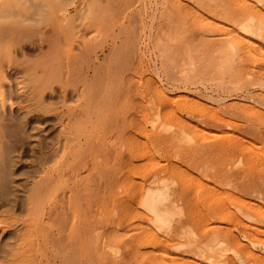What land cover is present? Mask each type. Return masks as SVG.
I'll return each mask as SVG.
<instances>
[{"label": "bare ground", "instance_id": "6f19581e", "mask_svg": "<svg viewBox=\"0 0 264 264\" xmlns=\"http://www.w3.org/2000/svg\"><path fill=\"white\" fill-rule=\"evenodd\" d=\"M20 1L22 2V0H13L12 2L8 1V6L11 3V6H14V8L21 10L23 8L24 4H22ZM42 1H44V0H42ZM26 2H27V0H26ZM47 2L48 1H44V3H46L45 6L47 7V8H45V10L48 9L50 11V9L52 10V7H51L52 5L48 4ZM172 2L173 1L170 0L168 2V4H171ZM183 2L186 3L185 6L187 4H195V7L200 8L201 10H204V12L205 11L208 12L207 14H210V15L212 14L214 18H216V17L217 18L221 17V19L226 18L228 20V23L230 24V26L228 28H225V26L222 23L224 28L221 27V29H220V27H218L219 24L215 25V22H213L214 26H210L208 24V28H207V25H204L206 23H203L202 28L204 26L206 28V30H205V29H202L200 25L198 26L200 28L195 26L196 24L190 25L188 23L189 24L188 25L187 19L189 17L188 16L189 14L187 12H189V11L184 10L185 9L184 4H183V6H180V8L183 7L184 9L182 11L179 10L181 13L178 11V14L176 12V8H177L176 5L177 4H174V3H176V1L174 3H172L173 5L171 4L172 6H168V4H167V8H166L167 11L165 12V14L163 16V19L165 20V23H163L164 27L162 26L163 29L161 30V33L158 32L159 35L161 34L160 35V36H162L161 38H163V39L158 38V41H159L158 44H160V43L165 44L164 49H163L164 46L161 47L164 51L163 56L166 58L165 60L169 64H171V63L174 64L175 57L173 59L171 56L177 57L178 54L175 55L176 53H179V55L184 54V60H185V57H186L185 54L188 53V55L186 54L187 55L186 59H188L187 63L184 62V70H182L183 71L182 73L184 75L183 78H185V79H190V80L192 78L195 79L197 77L196 74H198L197 72L201 69L202 70L204 69V71L208 70L211 73H213L212 71H214V69H215V73L217 71L221 74V76L223 75V76L229 77V78H227V80L230 79V81L229 82L227 81L228 83H226V84H228L226 87H228L229 89H242V88H246V87H249V89H250V87L251 88L252 87H255V88L256 87H260V88L264 87V0H183ZM177 3L179 4L180 2L177 1ZM51 4H53V6H54V4H56V2L52 1ZM57 4L60 5V6H58L59 7L58 9H57ZM57 4L55 5V7H56L55 10H57L59 12L58 13L56 11L60 16V22L63 23L62 25H65V27H66V28L62 27V29L63 28L69 29L70 26H72V25H70V23L72 22V19H75L76 17L71 18L73 15L68 17L67 13L65 12V9H67V8L65 7V9H64V6H66V5L62 6L63 7L62 8L61 7V4H62L61 1H60V4L58 2H57ZM180 4H182V3H180ZM174 5L176 6L175 9H173L175 7ZM42 6H43V4L41 5V8H44ZM14 8L12 7L13 12L15 10ZM38 8H39V6H38ZM3 10H4V6H3ZM9 10H10V8H9ZM30 10H31V8H30ZM67 10H69V9H67ZM4 11H6V10H4ZM28 11H29V7L27 8V12ZM49 11H46V13ZM51 12L52 11H50V13ZM14 13H17V12H14ZM19 13L21 14L20 16H22L23 12L22 13H21V11L18 12V16H19ZM50 13H48V14L50 15ZM76 13H77V11H76ZM86 13H87V11H86ZM48 14H46V15H48ZM41 15H43V14H41ZM52 15H55V14H52ZM57 15L55 17H57ZM82 15H83V13H82ZM1 16H3V15L1 14L0 17ZM15 16H17V14ZM24 16H25V14H23L22 17H24ZM25 17H27V16H25ZM45 17H47V16H45ZM50 17H51V15H50ZM55 17L53 16V18H55ZM4 18L5 17H3V19ZM27 18H30V17H27ZM47 18H49V16ZM57 19H58V17H57ZM226 19H225V21H227ZM4 20H6V19H4ZM55 20H56V18L54 19V21ZM222 20H224V19H222ZM9 21H8L9 24H11L12 21L11 20H9ZM34 21H35V19H34ZM192 21H193V19H192ZM13 23L15 24V22H13ZM20 23H22V22L20 21ZM211 23H212V21H211ZM57 24H59V23L57 22ZM211 25H213V24H211ZM220 25H221V23H220ZM73 26H75V25H73ZM53 27H55L54 24H53ZM110 27H111V25H110ZM105 28H106V26H105ZM55 29L58 30L57 28H55ZM55 29H53V31H52L54 34L57 33V32H54V31H56ZM60 30H61V28H60ZM27 31H28V29L25 31V30H22L20 28H14L13 26L3 27L0 25V155L3 157V155H4L3 147H5L4 144L7 143L8 139H10L11 136L13 137L14 133H16L15 130L16 131H19V130L25 131L28 128L30 129V127L31 128L33 126L35 127V125H42L43 126L44 124H46L48 122H54V124L56 125V126L53 125L54 128H52V129H54V130L57 126H59V127H57V133L54 131L56 133L57 137L53 136L54 139H52V141L50 140L51 141L50 143H48L47 141H44V142L48 143V144L46 143L47 145L44 144L45 146L41 144L43 147H45L44 149L41 150V148H39L41 150L40 154L42 153L41 156H43V158H42V161H38L40 159L39 157H38V160L36 159L37 162H39L41 165H40V167L37 166V168H39V170H37V168H36L35 172L32 171L34 173V174L32 173L34 176L33 175H31V176H33L36 181H34L32 183L31 189L29 190L28 193H26L27 196L24 197L23 199H21L20 203L19 202L18 203L17 202H10V203L6 202L5 203L1 200L4 203V204L0 205L1 211L2 210H5V211L6 210H13V211H15L18 209L21 211H23V210L27 211V217H26L27 219H25V221H22L21 225L19 224L21 226V228H20L21 230H19V229L17 231H10L9 230L7 232V236L9 238V240L10 239L12 240L14 237V238H16L15 243H17V244L20 243L19 244L20 245L19 246L20 252H18V250H17L16 254L20 253L21 256L17 257V255H15L11 251V249L13 250V248L16 249L15 246H17V244L16 245H12V244L7 245L6 244L5 246L2 245L3 247H2V249H0V255H2L5 259H7V263L8 264H96L95 260H97L98 264H176L179 261L180 262H182V261L188 262V261H186L187 259L182 257V254L184 253V255L189 254V255H192L193 257L194 256L198 257V259L200 258V260H199L200 262H198L197 264H236V263H234L235 261L233 262V260H228V258H226L227 259L226 260L225 257H227V255L225 253H227V251H229V252L233 251L234 255L238 256L241 253L240 250H242V248L244 250V247H246V246H244V247L241 246L239 244L240 242H237L235 240V238L230 235L232 233H230V234L228 232L225 233L226 230L229 231V229H225V232H224V230H223L224 228L223 229L220 228L221 225L219 226V228H217L216 226H215L216 228L213 227L214 229L213 230L211 229L212 234L207 233V231L202 230V228L199 226L200 225L199 222L201 219L199 220V222L197 221L198 218L196 219V216H195V215H197L196 214L197 212H195L193 214V211L190 208L191 206L189 207V204L186 202L187 201L185 199L186 195H185V193L183 194L184 191L186 192V187H185V190H184V187L182 188L183 179H182V181L178 180L181 178V174L179 175L180 177L175 176V174H173V172L172 173L169 172L170 171L169 169H168L169 171H167V169L164 170L163 168H161V166H160L161 163H159L160 161L157 162V155H160V154H158L159 151L160 152L162 151V153L164 152V154H165V152L168 153L169 150L166 148L168 147L170 149L169 145H171V143H172L171 146L173 148L172 150L174 152L175 157L177 155L181 156V157H176V158H179V159L185 158V160L190 159L193 161L192 164L194 162H196L195 163L196 166L197 167L200 166L201 169L203 168L202 170L206 175H210V174L214 175L212 178L213 180H214V177H216V176H217V178L223 179L220 181H224V179H228V181H229V179L231 178L234 182L236 181L235 184H237L239 186V189H241L240 191H242V192L245 191L246 193H249L251 195H255L256 197L258 196L259 197V198L257 197L258 199L255 197V199H257L258 201L261 198L263 200L264 199V178L263 179L262 178L253 179V178H255V177H253V178L249 179V177H248V180L244 181V176H240V177L238 176L236 178L234 175L233 176H227V173L225 176L226 178H222V176L224 177V174L222 173V171L218 170L219 167H215V165L216 166L220 165L219 162H221V161L215 160L218 163V165L216 162L213 161V159H216V158H214V153H213L215 149L216 150L219 149L222 152H224V150L229 151L228 146L233 145L232 148L239 151L240 149H238V148L240 147L242 150L246 151V152L243 151L246 154L248 152V150H250V147L255 146L256 143H253L254 141L250 140L251 136H248V137L246 136V135H250V132H251V130L246 129L247 125L246 124H238V123L232 124L233 121H230V120L227 121L226 119H220L219 116L216 117V118H218V119H216L215 118L216 115L213 117H210V118H206L205 121H202V119H204L205 117H208V115L210 116V114H211V116H212L213 114L208 112L207 109H209V107H207L204 103L196 101L195 107H197V109H192L193 111L195 110V112L192 113L193 111L191 109L190 110L188 109L189 111H192L191 114H193V115L191 117L188 114L189 112L186 110L187 114L190 118H193V116L197 112L196 110H199V107L201 106L202 111L204 113H202V111L201 112L199 111L198 113H200V114H196V115H197L198 119L202 118L201 119L202 123L204 122V124H205L206 121L208 123L209 120H207V119H210L211 122L213 121V122H216V123L222 125L221 128H225L223 126L230 127V126L234 125L233 127L235 129L232 132L233 134L225 132L224 136L219 137V136L215 135V137H217L219 139H217V138L215 140L211 139L212 145L210 144L211 146L209 148L208 146L205 147L206 145H203L205 143H204V141H202V139H207L206 138L207 134L205 133L204 130H200L198 127H192L191 123H189V121L187 122L186 120L182 121V119H181V121H179L177 123V126H176V123L174 124L171 121L172 119L169 121L167 118H164L163 119L164 123H162V124H164L162 131L165 133H169L170 136H167V138L169 137V139L172 141V142L170 141L171 143L168 142L169 145L165 147V145H167V144L165 142L161 143L162 141H164L163 139H161L164 136L162 135L161 132L159 133L157 131V127H159L158 125L161 124L159 122L162 121V118H161V121L159 120L160 112H158L156 114L157 118H156L155 122H157L159 124L156 123L157 127L156 126H155L156 128L154 127L156 129V131H154L153 133L147 134V136H146L147 141H146V143L142 144V146H143L142 155L143 154L144 155L140 156L141 153H140V155L138 154L140 147L139 148L136 147V150L131 147V149L133 150L131 153V157H132L131 160H134V162H138V160L140 161L139 157H141V164H139L140 162L138 164H135L133 162H131V163L126 162L128 164V166L126 164V166H127L126 168L127 169L131 168V172L128 174L127 177L124 178L123 181H125V182L130 181V182L128 185L123 187L124 189L121 187L122 183H120V181H119L120 186L115 185V187L119 186V188L121 187L122 190H125V196H126L127 200L125 199L126 201L124 202V200H123L124 203H121L122 201L119 202L120 199L118 200L114 197L115 199H112V200H114V202L112 201V205L110 202V206H108L109 203L104 204V203H106V200H104L103 203H102V200L100 202V203H102L101 206L103 205L104 208H105V205H107L106 212H107V210L109 211L110 209H112L111 206H113V203L114 204L116 203L117 205L120 203L119 204L120 206L117 208V210H114V212L115 211L117 212V215L114 213L117 217L116 216L114 217V219L116 218L115 219L116 221H115V223H112L113 226H110L111 224L109 225V223H107V222H109L107 219V222H106L107 225L106 224L105 225L106 226L109 225L108 226L109 228L108 229L105 228L107 230L106 232H103V231H105V229L103 231L100 229L101 231L100 230L99 231L103 232L102 235H99L100 233H98L99 231H97V233L99 235V236L97 235L98 236L97 239L98 238L99 239L94 241V239H96V237L92 238V236L94 234L93 235L91 234V228H90L92 226L91 225L92 224V216L94 213V208L92 206L93 205L95 206L96 201H98V200L100 201V199L104 198V195L108 194L107 189H111V186L114 187V184L118 183L117 181L119 180V177H120L118 175H121L126 170L122 169V167L120 168V165L117 167V165H118L117 162H114L116 167L112 166L110 163V160L103 162V164H98L97 166H94L97 163L93 164V163H95L94 162L95 159L91 163V160L93 159V157L96 156L95 155V153H97L96 151H98V152L101 150L103 151L104 148L106 150V146L105 147L103 146L104 148L101 146L102 149L99 150L100 147L98 146V144L93 146V144L91 143V142H93V140L91 138V133H92L91 131L94 129V127L92 129V126H94V125H92L91 120L93 119L92 115L94 116L93 113H95V112L92 111L93 112L92 113L90 110V108H92L91 106H93V105H91L92 100L89 97L90 96L89 94L91 93L89 91H91V90H89V89H92V87H94V84H92L93 82L91 83L89 81V83L92 84L91 85L92 87L89 88L90 85H88V78H89L88 75H89L90 69L88 68V60L87 59H88V57L90 58V56H89V52L86 51L87 48L89 49L88 46L91 42L87 46L86 40L83 39L86 37V35L82 34L84 37L83 36L81 37V35H80L81 40L83 39V41H81L79 38V40H80L79 47L80 48L78 49V51L80 53H75V49L77 52V48H78L77 44L79 43V40L77 42V39L74 37V35H71V32L69 33L71 36V37L69 36V38H71L70 42H72L71 40L74 37V39H76V40L73 39V41H76L77 43H74V42H72V43H74V46H76L77 48L74 46L71 48L70 42H69V44L67 43L68 45H66L65 41L67 42V40L69 39L68 38L69 34L67 35L65 33L64 37H63V35L58 36L56 34L59 38L62 37L63 43H62L61 39H60L61 42H59L58 40L55 41L56 40V39H54L55 37H53V39H54L53 41H55V43H53V41L51 40L52 37L47 36L45 33H42V34L40 33V35H39L40 41H38L37 39L35 40V37L33 39L34 35H32V33H34V32L31 33L30 30H29L30 32H27ZM217 31L219 32V39L223 36V38H221L220 40L215 39L217 36V33H218ZM133 32H131V33H133ZM213 32H217V33H214L215 34L214 35V34H212ZM158 33H157V35H158ZM76 35L78 37V34H76ZM197 35H198V37L201 36L199 38L200 44L198 42H196ZM211 35H213V36H211ZM63 38L65 39V41ZM98 38H100V37H98ZM86 39H90V38L87 37ZM102 39L104 40V38H102ZM96 41H98V39ZM158 41L156 40V42H158ZM218 41H221V43H222L221 44L219 42L221 44V48L220 49H217V48L214 49L213 46L216 47ZM44 42L45 43L47 42V44H49L51 52H54V54H51L50 56L48 55V57H46V58L44 57L43 60L35 62L36 64L33 62L34 63L33 64L31 62V60L29 61L28 58L29 57L31 58V56L34 54H37V52H40V51L43 52ZM57 42H58V44H56ZM201 42H203V43H201ZM215 43H216V45H214ZM63 44H65L67 47L66 46L63 47L64 46ZM164 44H162V45H164ZM95 45H96V43H95ZM198 45H199V49H197ZM195 50H196V52H195ZM202 50L204 51L203 53L208 55L207 58L210 56L209 54H212V53H209L211 50L213 53H216V54H213L212 56H210L211 58L209 57L211 59V61H214V59L218 60L217 61L218 63L216 62L215 67L209 61L211 63V65H209V67H207V64H206V66H201V68L199 67V69L197 70L199 65L198 66L196 65L197 67L195 66V60H196V57L200 55L199 53H201ZM85 51L88 53L87 54L88 57H86ZM203 53H201V54H203ZM133 56H134V54H133ZM207 58H205V60ZM173 60H174V62H173ZM203 60H204V58H203ZM104 61H106V59ZM30 62L32 64H30ZM93 62H95V61H93ZM182 63H183V61H182ZM115 64H117V63L115 62ZM181 65H183V64H181ZM124 66H125V64H124ZM208 68H211V69H208ZM127 69H129V67ZM188 69H191L192 72L188 73L187 72ZM205 74H207V73H205ZM190 76H191V78H189ZM22 78L25 79V81H21ZM193 79H192V81H196ZM225 80H226V78H225ZM75 81H77V82H75ZM178 81H180V80H178ZM71 82L73 84H70ZM45 83H46V85H45ZM75 83L78 85H75ZM97 84H98V82H97ZM189 84H191V83H189ZM55 85H60V86L59 87L57 86L58 88H56ZM70 85H73V87H71ZM68 86H70V89L74 88L73 90H71L70 93H68L69 92L68 90H70L67 88ZM224 87H225V85H224ZM228 88L226 90H228ZM58 89L60 90V92L62 94V97H59V98H57L55 95V94L59 93ZM258 90H260V89H258ZM153 94H155V95H153L154 97H156L158 100H160V103L162 104V105L160 104L161 105L160 107H162V108H163V105L164 106L169 105L173 101H175V102L183 101V102H185L183 104H186V103L188 104L191 101L189 99V97H183V96H180V98L176 99L175 97L171 96L170 94H167L166 92H164L162 90H159L158 88L155 90V92ZM95 97H96V95L94 96V98ZM99 98L100 97H98V100H99ZM69 99L70 100L76 99V101H75L77 103V104L75 103L76 106H74V107L73 106L72 107L67 106ZM96 99H97V97H96ZM14 100L16 101V103H15L16 105H14V103H13ZM109 101H111V100H109ZM112 101L114 102V99H112ZM58 102H60V104H62V106L59 108L53 107L55 104L57 105ZM255 102H257V105L260 104L263 107L262 108L263 111L262 110L260 111V109L255 110L256 108L252 107L251 105H250L251 107L250 106L247 107V106L242 105V104L240 105L239 103H234L233 107H232L233 109L232 108L228 109V111H230V112H228L227 109L224 110L225 108L223 109V112L226 111V113L224 112L223 115L226 114L229 117L230 116L233 117V115L237 114L236 112L239 113V111H241L240 113H243V114L245 113L246 115L245 114L244 115L246 117L248 116V118L251 116L256 121L258 120L257 118H259L260 124L264 125V95L260 94V96H258V99L256 101H254V103ZM127 103H126V105H127ZM95 104H96V102H95ZM99 104H101V103H99ZM112 104L114 105L115 103H112ZM96 105L98 106V104H96ZM101 106L102 105H100V107ZM93 107H95V106H93ZM113 107H115V106H113ZM128 107H129V105H128ZM160 107H158V108L161 109ZM195 107H193V108H195ZM107 108L108 107H105L106 110H108ZM110 108H112V107H110ZM117 108H119V107H117ZM185 109H186V107H185ZM210 109H211V107H210ZM212 109L214 110L215 108L212 107ZM212 109L210 110V112L212 111ZM236 109H237V111H236ZM125 110H126V108H125ZM127 110H128V108H127ZM216 110L217 109H215V111ZM96 111H97V108H96ZM102 111L104 112L103 109L101 110V112ZM215 111L213 112L214 114H215ZM221 111H222V109H221ZM101 112H99V114ZM110 112H113V110H111ZM120 112H118L120 116L123 115L124 113H126V115H128L127 111L124 113H122L123 112L122 111L121 112L122 114ZM171 112H169V113H171ZM251 112H254V114L253 113L251 114ZM106 113L107 112L105 111L104 114H106ZM128 113H130V111ZM205 113H207V114H205ZM230 113H232L233 115L232 114L228 115ZM240 113L237 116L240 117V115H241ZM96 115H98V114H96ZM96 115L94 116V118H96ZM100 115H102V113ZM119 115H115V117L112 121L114 123V125L116 122H118L119 119H121L122 116L119 117ZM173 115H174V113H173ZM245 116H243V118H245ZM105 117H103V118H105ZM107 117H109V115ZM166 117H167V113H166ZM232 117H230V119ZM251 117L249 118V120L252 119ZM243 118L241 120H244ZM232 119L237 120L235 118H232ZM246 119H245V121H247ZM110 120L108 123H106L107 121L105 122V125L107 124V127H108V124H109V126H113V123L111 125ZM241 120H239V121H241ZM177 121H178V119H177ZM119 122H121V120H119ZM119 122L116 123L117 125H115V126H119V124H120V128L118 127L120 130L121 129V123H119ZM122 122L124 123L125 121H122ZM209 124H210L209 126H211V127L213 126V125H211L210 122H209ZM115 126L113 128H115ZM103 127H104V125L101 128L103 129ZM250 127H252V126H250ZM250 127H248V128L250 129ZM113 128H111V130H109V131H112ZM118 128H116L117 130L115 129L116 131L113 129L112 133H114V134H115V132L118 133ZM107 129L108 128H105L102 131H106ZM94 130H96V129H94ZM208 132H210V131H208ZM106 133H107V131H106ZM106 133L104 132V134H106ZM111 134H110V136H111ZM103 135L102 136L100 135V136L103 137ZM49 136H51V135H49ZM94 136L96 137V134ZM118 136H117V138H118ZM210 136H214V134H212ZM95 137H93V138H95ZM106 137H104V138H106ZM119 137L121 138V136H119ZM49 138H51V137H49ZM49 138H47V139H49ZM102 140L103 139L100 138L99 141L101 142ZM105 140H103V141L105 142ZM113 141H114V139H113ZM113 141L110 143V145L112 143H114ZM96 142L98 143L97 140L95 141V143ZM173 142H174V144H173ZM149 143H150V145H149ZM226 143H227V146L225 147L224 145H226ZM12 144H14V143H12ZM101 144H103V143H101ZM103 145H105V143ZM108 145H109V143H108ZM199 145H203L206 148V149H204L205 151L207 150V148H209L211 150L210 151L211 153H207L209 151V149L207 152L202 151L203 147L202 148L200 147V150L202 152L198 151V148H196V147H199ZM112 146H114V145H112ZM137 146H140V144H138ZM97 147H99V149ZM137 149H138V151H137ZM6 150L7 149L5 148V151ZM12 150H14V149H12ZM172 150H170V151L172 152ZM18 152H19L18 157H21V154L24 152V150L20 149V150H18ZM110 152H111V150H110ZM199 152H200V154H198ZM103 153H106V152L103 151L102 154ZM202 153L203 154L206 153V155H203V156H205V158L201 157ZM226 153H227V151H226ZM210 154L213 157H211ZM91 155L93 156L92 158L90 157ZM240 155H239V158H240ZM106 156H105V158H106ZM102 157L104 158V156H102ZM230 157L232 158V156H230ZM242 158H244V156ZM242 158H241V160H242ZM109 159H110V156H109ZM219 159H222V158H219ZM259 159H261V157ZM49 160H53L52 162L55 163V165L51 166V167H47L46 164H48L49 162L52 163ZM115 160H117V159H115ZM249 160L252 161V159H249ZM222 161L224 163V161H226V160H222ZM128 162H129V160H128ZM184 162L185 161H183V163ZM214 163H215V165H214ZM234 163H236V161ZM120 164H125V163L120 162ZM151 164H152V166H151ZM237 164H238V162H237ZM37 165H39V164L37 163ZM44 165H46V166H44ZM174 166H175V164H174ZM248 167H250V166H248ZM123 168H125L124 165H123ZM164 168H165V166H164ZM167 168H168V166H167ZM224 169L226 170V166ZM232 169H231V171H230V168L228 169L230 171L229 175H232L231 174V173H233ZM243 172H245V171H243ZM161 173H162V175L164 174V176H161ZM184 173H186V172H184ZM241 173H242V171H241ZM149 174H152V175H149ZM220 174H223V175L220 176ZM239 175H241V174H239ZM233 177H235V178L233 179ZM241 177H243V178H241ZM146 178H148V179H146ZM189 178H191V177H189ZM238 178H241V179H238ZM245 178H247V176ZM231 179H230V181H231ZM215 180H216V178H215ZM239 180H240V182H238ZM123 181H121V182H123ZM185 181H186V179H185ZM226 181L223 184H225ZM197 182H199V181H197ZM229 183L232 184L233 182L231 181ZM124 184H126V183H123V185ZM221 185H222V183L220 184V186ZM226 185H228V184H225V186ZM225 186L223 185L222 188H224ZM113 187H112V189H114ZM232 189H234V187ZM239 189H237V190H239ZM208 190H209V188L207 189V191ZM237 190L235 189L234 191L236 192ZM111 191H114V190H111ZM119 191H121V189ZM121 192H123V191H121ZM245 194H242V195H245ZM110 195L106 196V199ZM248 195H247V197H249ZM198 196L199 195H197V197ZM239 197L237 196V200ZM241 197L239 199H242ZM203 198H205V197H203ZM249 198H252V196ZM235 199H236V197H235ZM117 200H118V202H117ZM193 200H194V198H193ZM262 200H261V202H262ZM231 201L233 202V200H231ZM240 201H242V200H240ZM248 201H250V200H248ZM227 202H229V201H227ZM238 202H237V204H238ZM253 202H254V200H253ZM192 203H195V202H192ZM241 203H242L241 207H240V203L237 205V206H239L237 210H239L238 212H240L242 214L241 216L246 218L245 219L246 221L248 220L249 222L259 223V224L263 223L261 225L264 226V222H263L264 220L261 217V216H263V218H264V215H263L264 213L262 212V211H264L263 210L264 207L262 206L263 207L262 208L261 205H259L261 203L255 204L256 202L252 203V202H247V201H244ZM262 203H264V201ZM204 204H206L205 201H204ZM211 205L212 204H210V206ZM233 205H235V204L233 203ZM192 206L195 207L196 205H192ZM201 206H202V204H201ZM91 207L93 208L92 214H91V209H92ZM108 207H111V208L109 209ZM194 207H192V209ZM222 207H224V206H222ZM197 208L201 209L199 206ZM99 209H102V208H99ZM118 209H119V212H118ZM194 209H196V208H194ZM217 209H219V208H217ZM209 210L211 212V209H209ZM213 210H215V212L217 211L216 208ZM220 210H222V209H220ZM106 212L104 210V213H106ZM213 212L214 211L211 212V215ZM215 212L213 213L214 216H220V218H222L221 217V216H223L222 214L225 213L224 212L221 214V212L218 210V213L220 212L221 215L218 214L217 212H216V214H218V215H215ZM222 212H223V210H222ZM104 213H102V215ZM98 214H99V212H98ZM114 214L111 216H114ZM107 215H108V212H107ZM212 216H211V218H212ZM259 216L261 218H259ZM197 217L200 218V216H197ZM230 217H232V216H230ZM96 218H95V220H96ZM217 218H219V217H217ZM99 219H101V217ZM114 219L112 218L110 220L114 221ZM234 220H233V222H234ZM236 220H237V218H236ZM222 221H223V223H226V222H224V220H222ZM207 222H209V221H206V223ZM242 222H244V221H242ZM93 224H94V222H93ZM247 224L241 223L240 225H243L244 227L246 225L245 229H247V226H248ZM251 226H254V225H251ZM251 226H249L248 229L253 228ZM257 229H259V227ZM263 230H264V228H263ZM263 230H262V232H264ZM0 231L6 232L7 230H2V228L0 226ZM247 231L249 234V230H247ZM94 232H95V230H94ZM252 232H253V229H252ZM254 235H255V233H254ZM263 235H264V233H263ZM255 236L253 238H255ZM257 238H260V237H257ZM262 241H263V239H262ZM15 243H13V244H15ZM256 243H257V240H256ZM258 243H260V241ZM10 246L11 247L13 246V248H10ZM107 249H108V251L109 250L111 251L110 255H107L108 254ZM171 249H172V252L174 250L175 252L177 251L178 253H181V256L176 255V254L175 255L173 254L174 256H172V252L170 251ZM248 250L246 252L250 251V250L249 251ZM250 252L248 254L247 253L245 254V252L244 253L242 252L243 253V254L241 253L242 256H241V254L239 256L245 257L246 255H248V256H246L247 261L244 258L245 259L244 261H246L248 263V261H249L248 258H250V260H251V257H249V255L250 256L253 255V253H251L252 254L251 255ZM98 253H99V255H98ZM229 254H231V253H229ZM253 258H255L254 255H253L252 259ZM19 259H20L21 263L17 262ZM237 259L241 260L239 262H241V263L243 262V260L240 259V257L239 258L237 257ZM263 260H261V262ZM196 262L193 261V263H196ZM193 263H191V264H193ZM243 263H245V262H243ZM178 264H180V263H178ZM187 264H189V263H187Z\"/></svg>", "mask_w": 264, "mask_h": 264}, {"label": "rangeland", "instance_id": "374dc122", "mask_svg": "<svg viewBox=\"0 0 264 264\" xmlns=\"http://www.w3.org/2000/svg\"><path fill=\"white\" fill-rule=\"evenodd\" d=\"M8 1H10V2H12L13 0H0V10L2 11H0V15L2 14L3 16H1L0 17V25L1 26H3V27H11V26H13L14 28H20V29H22V30H27L28 29V31L27 32H30L31 31V33L32 32H34V33H32V35H34L33 36V39H34V37H35V40L37 39L38 41H40L39 39V35H40V33L42 34V33H45L47 36H49V37H52L51 38V40L53 41L54 39H56L55 41H59V42H61L62 41V43H63V40H62V37H58V36H61V35H63V37H64V35H65V33L68 35L70 32H71V35H74V37L77 39V42H78V40H79V38H80V40H81V37L85 34L86 35V37L85 38H83V39H85L86 40V44H87V46H88V44H89V49L87 48L86 49V51L87 52H89V56H90V58L87 56V52L85 53V55H86V57H88V68L90 69V72H89V75H88V85H90V87L89 88H91L92 86V84H94V87H92V89H89V90H91V91H89V92H91L89 95V97H90V99L92 100V103H91V105H93V106H95L96 108H97V111H96V108L95 107H93V106H91L92 108H90V110H91V112L93 111V112H95V113H93L94 114V116L96 115V114H98V115H96V118H94V116L92 115V125H94V126H92V129H93V127H94V129H96V130H92L91 132V138H92V140H93V142H91L92 144H93V146H95V145H97L98 144V146L100 147V149H99V147H97L99 150H101L102 148H101V146L103 147H105L106 146V150H105V148L103 149V151L104 152H108L107 154L106 153H103L102 154V150L101 151H96L97 153H95V155L96 156H90L91 158L93 157V159L91 160V163H92V161L94 160V162L95 163H93V164H96V165H94V166H97L98 164H103V162H105V161H109L110 160V163H111V165L112 166H114V167H116L115 166V164H114V162H117L118 163V165H117V167L120 165V168L122 167V169H125L126 171H124L121 175H118V176H120L119 177V180L117 181L118 183H115L114 184V187L113 186H111V189H107V193L108 194H106V195H104V198H102V199H100V201L98 200V201H96V204H95V206L93 205L92 207L94 208V213H93V208L91 209V214L93 213V216H92V226L94 227H90L91 228V234L93 235L92 236V238H95L96 237V239H94V241H96V240H98L97 239V237L99 236V235H102L103 234V232H106L107 230L106 229H108L109 227V225L110 226H113V224L112 223H115V219H114V217L117 215V212L115 211L114 212V210H117V208L120 206L119 204L117 205L116 203V205L113 203V206H111L112 207V209H110L111 207H108L110 210V212L107 210V212H108V215H107V212H106V207H107V205H105V208L103 207V205L101 206V204L104 202V200H106V203H104V204H107V203H109V205L108 206H110V202H111V205H112V201L114 202V200H112V199H120L119 200V202H121V203H124L127 199H126V196H125V190H122V188L124 187V186H126V185H128L129 184V182L130 181H127V182H125V181H123L124 180V178L125 177H127L128 176V174L131 172V168H129V169H127L126 167L128 166V164L127 163H131V162H133V163H135V164H138L139 162V164H141V157H139L138 155V157L140 158V161L138 160V162H134V160H131L132 159V157H131V153H132V149H131V147L133 148V149H135L136 150V147L137 148H139L140 147V150L138 151V149H137V151H138V154L140 155V153H141V155L140 156H143L142 155V148H143V146H142V144H144V143H146V136H147V134H149V133H153L154 131H156V127H157V124H159V123H161L160 125H158L159 127H157V131L160 133H162V135L164 136L163 138H161V139H163L164 141H160L161 143H166L167 145H165V147L166 146H168L169 145V143L168 142H170L171 140L169 139V137L167 138V136H170V134L169 133H165V132H163L162 131V128H163V126H164V124H162V123H164L163 121V119L164 118H167L169 121L171 120L174 124L176 123V126H177V123L179 122V121H181V119H182V121L184 120H186L187 122L189 121V123H191V125H192V127H198L200 130H204L205 131V133L207 134V136H206V138L207 139H202V141H204V143L205 144H203V145H206L205 147H209L210 148V146L212 145L211 144V141L212 140H215L217 137H215V135L216 136H224L225 134V132L226 133H231V134H233L232 132L234 131V125L233 126H230V127H227V126H223V127H225V128H221V126L222 125H220V124H218V123H216V122H211V120L210 119H207V120H209L208 121V123H207V121H206V123L204 124V122L202 123L201 122V119L202 118H200V119H198L197 118V115L196 114H200V113H198L199 111L201 112L202 111V108H201V106L199 107V110H196L197 112H196V116L194 115L193 116V118H190L193 114H191V112L193 111L192 109H197V107H195L196 106V104H195V102L197 101V102H201V103H204L207 107H209V109H210V107H211V109H212V107L213 108H215V109H217L216 111H215V109L213 110L212 109V111L210 112V110L209 109H207L208 110V112L209 113H212L213 115L211 116V114H210V116L208 115V117H205L204 119H202V121H205V119L206 118H210V117H213V116H215V118L216 117H220V119H226L227 121H233L232 122V124H236V123H238V124H246L247 125V130H251V132H250V135H246L247 137L248 136H251V141H254L253 143H256L255 144V146L254 147H250V150H248V152L245 154L244 152H246V151H244V150H242L240 147L238 148V149H240L239 151L238 150H236V149H234V148H232L233 147V145L231 146H228L229 148V151L228 150H224V152H222V151H220L219 149H215L214 150V158H216V159H213V161L214 162H216V161H221V162H219L220 163V165H218V163H217V165L218 166H216L215 165V163H214V165H215V167H219V169L218 170H220V171H222V173L224 174V177L222 176L223 174H220V176H222V178H226L225 176H226V173H227V176H235L236 178L239 176H244V181H247L248 180V177H249V179L250 178H253V177H255V178H253V179H257V178H264V125H261L260 124V122H259V118H257L258 120L256 121L253 117H251L252 119L251 120H249V118H248V116L246 117L243 113H240L241 111H239V113L241 114L240 115V117L239 116H237L239 113L238 112H236L237 114H235V115H233L232 113H230V114H228V115H233V117L232 116H230V117H232V118H235V119H237V120H234V119H230V117L229 116H227L226 114H224L223 115V113L225 112L226 113V111H224L223 112V109L224 110H226L227 109V111H228V109L229 108H232L233 107V104L234 103H239L240 105L242 104V105H245V106H252V107H255L256 109L255 110H258V109H260V111L262 110L263 111V107L260 105V104H258L257 105V102H255L254 103V101H256L257 99H258V96H260V94L261 95H264V87H250V89H249V87H246V88H242V89H229L228 87H226L228 84H226V83H228L229 81H230V79L229 80H227V78H229L228 76H221V74L219 73V72H217L216 71V73H215V69H214V71H212L213 73H211V72H209L208 70H206V71H204V69L202 70H199L197 73L198 74H196V76L198 77H196L195 79H193V80H196V81H192V79L190 80V79H185V78H183V71L182 70H184V62H186L187 63V60L188 59H186V57H187V55H188V53H186L185 54V60H184V54H180L179 55V53H176L175 55H177V57L176 56H171L173 59H174V57H175V62H174V60H173V62H174V64L173 63H171V64H169L165 59V57L163 56V49L165 48V44L164 43H160V44H158L159 43V41H158V38H161L162 36H160L159 35V33H161V30L163 29L162 28V26L164 27V24L163 23H165V20L163 19V16H164V14H165V12L167 11V4H168V2L170 1V0H44V1H48L47 3L48 4H50V5H52L51 7H52V10L50 9V11H52L51 13L52 14H55V15H52L51 13H50V11L48 10V9H46L45 10V8H47L45 5H46V3H44V1H42V0H27V2H26V0H22V4H24L23 5V8L20 10V9H17V8H14V6H11V3L9 4V6H8ZM40 1V2H39ZM56 2V4H57V2L60 4V1L62 2V4H61V7L62 6H64V5H66V6H64V9H65V7L67 8V9H69V10H67V9H65V12L67 13V15H68V17L69 16H72L71 18H75V19H72V24L70 23V25H72V26H70V28L69 29H64V28H66L65 27V25H62L63 23H61L60 22V16H59V12L57 11V10H55L56 9V7H55V5L56 4H54V6H53V4H51V2ZM171 1H173L172 3H174L175 1H176V3H174V4H177L176 6H177V8H176V6L173 8V9H175L176 8V12H177V14H178V11L180 10V11H182L184 8V10H187V11H189V12H187L189 15V17H188V19H187V24L189 23L190 25H195V26H201V28H202V25H203V23H206V24H204V25H207V28H208V24L210 25V26H214V23L213 22H215V25L216 24H219L220 25V23H221V25H222V23H223V25L225 26V28H228L229 26H230V24L228 23V20L226 19V18H222V19H224V20H222L221 19V17H216V18H214L213 17V15L211 14H207L208 12H204V10H201L200 8H197V7H195V4H187L186 6H185V2H183V0H171ZM177 1L178 2H180V3H182V4H178L177 3ZM7 2V3H6ZM65 4H64V3ZM124 2V3H123ZM121 3V4H120ZM126 3V4H125ZM171 3V4H172ZM27 4V5H26ZM40 4V5H39ZM43 4V6L42 7H44V8H41V5ZM47 4V5H48ZM123 4V5H122ZM171 4H168V6H172ZM183 4H184V8L182 7V8H180V6H183ZM37 7H36V6ZM81 5V6H80ZM120 5V6H119ZM179 5V6H178ZM3 6H4V10H8L7 12L6 11H4L3 10ZM29 7V11L27 12V8ZM38 6H39V8H38ZM58 6H60V5H58L57 4V9L59 8ZM69 6V7H68ZM165 6V7H164ZM12 7L16 10H14V12H17V13H14L13 12V9H12ZM55 7V8H54ZM179 7V8H178ZM9 8H10V10H9ZM30 8H31V10H30ZM63 8V7H62ZM82 10H81V9ZM115 8V9H114ZM187 8V9H186ZM26 9V10H25ZM77 9V10H76ZM84 9V10H83ZM81 10V11H80ZM21 11V13L23 12V14H25V16H27V17H30V18H27V17H22L23 16V14H22V16H20L21 14L19 13V16H18V12H20ZM46 11H49V12H47L46 13ZM58 13H57V12ZM76 11H77V13H76ZM79 11V12H78ZM85 11V12H84ZM86 11H87V13H86ZM179 11V12H180ZM33 12V13H32ZM45 12V13H44ZM106 12V13H105ZM108 12V13H107ZM9 13V14H8ZM38 13V14H37ZM48 13H50V15H51V17H50V15L48 14ZM79 13V14H78ZM82 13H83V15H82ZM163 13V14H162ZM181 13V12H180ZM196 13V14H195ZM6 14V15H5ZM12 14V15H11ZM17 14V16H15ZM33 16H32V15ZM41 14H43V15H41ZM46 14H48V15H46ZM58 14V15H57ZM9 15V16H8ZM57 15V17H58V19H57V17H55ZM80 15V16H79ZM82 15V16H81ZM107 15V16H106ZM11 16V17H10ZM13 16V17H12ZM37 16V17H36ZM45 16H49V18H47V17H45ZM53 16L56 18V20L54 21V19L55 18H53ZM88 16V17H87ZM117 16V17H116ZM3 17H5L4 19H6V20H4L3 19ZM10 17V18H9ZM35 17V18H34ZM89 18V19H88ZM97 18V19H96ZM221 20H220V19ZM24 19V20H23ZM33 19V20H32ZM34 19H35V21H34ZM48 19V20H47ZM53 19V20H52ZM79 19V20H78ZM163 19V20H162ZM192 19H193V21H192ZM200 19V20H199ZM225 19L227 20V21H225ZM9 20H11L12 22H11V24H9ZM78 20V21H77ZM110 20V21H109ZM3 21V22H2ZM9 21V22H8ZM20 21L22 22V23H20ZM74 21V22H73ZM200 21V22H199ZM211 21H212V23H211ZM8 22V23H7ZM13 22H15V24L13 23ZM57 22L59 23V24H57ZM92 22V23H91ZM107 22V23H106ZM110 22V23H109ZM20 25H19V24ZM61 23V24H60ZM109 23V24H108ZM227 23V24H226ZM22 24V25H21ZM53 24H54V26L55 27H53ZM57 26H56V25ZM188 24V25H189ZM211 24H213V25H211ZM73 25H75V26H73ZM110 25H111V27H110ZM187 25V26H188ZM218 25V27H220V29H221V27H223L224 28V26L222 25H220L219 26ZM26 26V27H25ZM61 26V27H60ZM105 26H106V28H105ZM109 26V27H108ZM194 26V27H195ZM227 26V27H226ZM61 28V30H60V28ZM62 27H64L63 29L65 30H63L62 29ZM55 28H57L58 30H56ZM108 28V29H107ZM198 28H200V27H198ZM53 29H55L56 31H54V32H57L56 34L58 35H56V34H54L52 31H53ZM75 29V30H74ZM202 29H205L206 30V28L203 26V28ZM30 30V31H29ZM67 30V31H66ZM71 30V31H70ZM105 30V31H104ZM171 30V29H170ZM134 31V32H133ZM138 31V32H137ZM220 31V30H219ZM131 32H133V33H131ZM159 32V33H158ZM218 32V31H217ZM217 32H213L212 34H214V33H217ZM5 33V32H4ZM37 33V34H36ZM39 33V34H38ZM73 33V34H72ZM108 33V34H107ZM157 33H158V35H157ZM7 34V33H6ZM76 34H78V37H77V35ZM83 34V35H82ZM121 34V35H120ZM134 36H133V35ZM194 34V33H193ZM38 35V36H37ZM52 35V36H51ZM80 35H81V37H80ZM103 35V36H102ZM196 35V34H195ZM194 35V36H195ZM215 35V34H214ZM59 38H57V37ZM69 36H70V34L68 35V38H69ZM160 36V37H159ZM211 36H213V35H211ZM41 37V36H40ZM53 37H55L54 39H53ZM71 37V36H70ZM73 37V36H72ZM74 37L72 38V42H74V43H77L76 41H73V39H74ZM84 37V36H83ZM87 37H89L90 39H86ZM98 37H100V38H98ZM130 37V38H129ZM141 37V38H140ZM201 37V36H200ZM200 37H198V35H197V38H196V42H198L199 43V41H200ZM102 38H104V40L102 39ZM203 38V37H202ZM221 38H223V36L221 37ZM220 38V39H221ZM60 39H61V41H60ZM64 39V38H63ZM70 39L71 38H69L68 40H67V42L65 41V39H64V41H65V43H66V45H68L69 44V42H70ZM76 39H74V40H76ZM83 39L81 40V41H83ZM98 39V41H96ZM129 39V40H128ZM161 39H163V38H161ZM215 39H219V32L217 33V36H216V38ZM219 39V40H220ZM42 40V39H41ZM80 40H79V43L77 44V47L76 46H74V43H72V42H70L71 43V48L74 46V47H76L77 48V52H76V49H75V53H80L79 51H78V49L80 48L79 47V44H80ZM88 40V41H87ZM91 40V41H90ZM156 40L158 41V42H156ZM55 41H53V43H55ZM103 41V42H102ZM88 42V43H87ZM195 42V43H196ZM221 41H218V43H217V45H216V43L214 44V45H216V47L215 46H213V48L214 49H220L221 48ZM51 43V42H50ZM52 43V44H53ZM68 43V44H67ZM93 43V44H92ZM95 43H96V45H95ZM116 43V44H115ZM127 43V44H126ZM133 43V44H132ZM197 43V44H198ZM201 43H203V42H201ZM47 42L45 43L44 42V50H43V52L42 51H40V52H37V54H34V55H32L31 56V58L29 57L28 59H29V61L31 60V62L33 63H35V62H37V61H40V60H43L44 59V57L46 58V57H48V55L50 56L51 54H54V52H51V49H50V46H49V44H47ZM56 44H58V42L56 43ZM73 44V45H72ZM124 44V45H123ZM162 44H164V45H162ZM200 44V43H199ZM64 46L63 47H65L66 45L65 44H63ZM76 45V44H75ZM94 45V46H93ZM164 46V47H163ZM67 47V46H66ZM91 47V48H90ZM94 47V48H93ZM123 47V48H122ZM130 47V48H129ZM161 47H163V49L161 48ZM203 47V46H202ZM201 48V47H200ZM74 49V48H73ZM197 49H199V45H198V47H197ZM134 50V51H133ZM136 50V51H135ZM46 51V52H45ZM92 51V52H91ZM96 51V52H95ZM140 51V52H139ZM56 52V51H55ZM135 52V53H134ZM195 52H196V50H195ZM204 51L202 50V52L201 53H203ZM216 52V51H215ZM92 53V54H91ZM113 53V54H112ZM162 53V54H161ZM201 53H199L200 55V57L199 56H197L196 57V60H195V66L197 65H199L198 66V68H197V70L199 69V67L201 68V66H206V64H207V67H209V65H211V63L213 64V66L215 67L216 66V62L218 61V60H216V59H214V61H211V57L210 56H212L213 54H216V53H213L212 52V50L209 52V53H212V54H209L210 56V58L208 57L207 58V56L208 55H206L205 53H203V54H201ZM133 54H134V56H133ZM46 55V56H45ZM162 56V57H161ZM202 56V57H201ZM43 57V58H42ZM120 57V58H119ZM97 58V59H96ZM161 58V59H160ZM183 60H182V59ZM200 58V59H199ZM202 58V59H201ZM203 58H204V60H203ZM205 58H207L206 60H205ZM36 59V60H35ZM106 59V61H104ZM177 59V60H176ZM34 60V61H33ZM91 62H90V61ZM111 60V61H110ZM163 60V61H162ZM180 60V61H179ZM202 60V61H201ZM93 61H95V62H93ZM113 61V62H112ZM182 61H183V63H182ZM211 63H210V62ZM30 62V64H32ZM109 62V63H108ZM115 62L117 63V64H115ZM167 62V63H166ZM202 62V63H201ZM33 63V64H34ZM90 63V64H89ZM105 63V64H104ZM133 63V64H132ZM185 63V64H186ZM201 63V64H200ZM204 63V64H203ZM218 63V62H217ZM36 64V63H35ZM124 64H125V66H124ZM181 64H183V65H181ZM203 64V65H202ZM101 65V66H100ZM111 65V66H110ZM127 65V66H126ZM129 65V66H128ZM174 65V66H173ZM90 66V67H89ZM100 66V67H99ZM124 66V67H123ZM196 66V67H197ZM212 66V67H213ZM99 67V68H98ZM129 67V69H127ZM206 67V68H207ZM103 68V69H102ZM203 68V67H202ZM205 68V67H204ZM98 69V70H97ZM194 69V68H193ZM208 69H211V68H208ZM179 71V72H178ZM170 72V73H169ZM177 72V73H176ZM188 73H190V72H192L191 71V69H188V71H187ZM205 73H207V74H205ZM211 73V74H210ZM176 74V75H175ZM209 74V75H208ZM171 75V76H170ZM175 75V76H174ZM205 75V76H204ZM208 75V76H207ZM218 77H217V76ZM97 76V77H96ZM180 78H179V77ZM175 77V78H174ZM100 78V79H99ZM189 78H191V76L189 77ZM225 78H226V80H225ZM90 79V80H89ZM97 79V80H96ZM151 79V80H150ZM184 79V80H183ZM178 80H180V81H178ZM21 81H25V79H23L22 78V80ZM89 81L92 83H89ZM149 81V82H148ZM226 81V82H225ZM228 81V82H227ZM75 82H77V81H75ZM97 82H98V84H97ZM124 82V83H123ZM121 83V84H120ZM189 83H191V84H189ZM70 84H73L72 82L70 83ZM225 85V87H224V85ZM230 84V83H229ZM45 85H46V83H45ZM75 85H78V84H76L75 83ZM81 85V84H80ZM220 85V86H219ZM56 86V88H58L60 85H55ZM58 86V87H57ZM71 87H73V85H70ZM70 86H68L67 88L68 89H70ZM148 86V87H147ZM152 86V87H151ZM96 88V89H95ZM102 88V89H101ZM149 88V89H148ZM159 89V90H162V91H164V92H166L167 94H170L171 96H173V97H175L176 99L177 98H180V96H183V97H189V99L191 100H189L190 101V103H186V104H183V103H185V102H183V101H177V102H175V101H173L172 103H170L169 105H163V108L162 107H160L162 104L160 103V100H158L156 97H154L153 95H155V94H153L154 92H155V90L156 89ZM228 88V90H226ZM74 88H71L70 90H68L69 92L68 93H70L71 92V90H73ZM258 89H260V90H258ZM148 90V91H147ZM230 90V91H229ZM248 90V91H247ZM94 91V92H93ZM102 91V92H101ZM112 91V92H111ZM117 91V92H116ZM58 92L60 93H57V94H55L56 95V97L57 98H59V97H62V94H61V92H60V90L58 89ZM99 92V93H98ZM101 92V93H100ZM192 92V93H191ZM241 92V93H240ZM94 93V94H93ZM98 93V94H97ZM117 93V94H116ZM150 94V95H149ZM152 94V95H151ZM259 94V95H258ZM96 95V97H97V99H96V97L94 98V96ZM258 95V96H257ZM109 96V97H108ZM117 96V97H116ZM179 96V97H178ZM98 97H100L99 98V100H98ZM108 97V98H107ZM253 97V98H252ZM110 98V99H109ZM116 98V99H115ZM112 99H114V102L112 101ZM90 100V101H91ZM107 100V101H106ZM109 100H111V101H109ZM155 100V101H154ZM179 100V99H178ZM253 100V101H252ZM70 101V102H69ZM69 101H68V104H67V106H70V107H74V106H76L75 105V101H76V99L74 100V99H69ZM73 101V102H72ZM154 101V102H153ZM194 101V102H193ZM95 102H96V104H98V106L95 104ZM98 102V103H97ZM128 102V103H127ZM182 102V103H181ZM193 104H192V103ZM13 103H14V105H16L15 103H16V101L14 100L13 101ZM99 103H101V104H99ZM112 103H115L114 105L112 104ZM126 103H127V105H126ZM77 104V103H76ZM148 104V105H147ZM161 104V105H160ZM183 104V105H182ZM100 105H102L101 107H100ZM120 105V106H119ZM128 105H129V107H128ZM62 106V104H60V102H58V104L56 105H54L53 107H57V108H59V107H61ZM113 106H115V107H113ZM131 106V107H130ZM250 106V107H251ZM105 107H108L107 109L108 110H106L105 109ZM110 107H112V108H110ZM117 107H119V108H117ZM122 107V108H121ZM126 108V110H125V108ZM134 107V108H133ZM151 107V108H150ZM158 107H160L161 109H159ZM182 107V108H181ZM185 107H186V109H185ZM193 107H195V108H193ZM227 107V108H226ZM116 108V109H115ZM127 108H128V110H127ZM201 108V109H200ZM242 108V107H241ZM95 111H94V110ZM104 110V112L106 111L107 113V115L106 114H104V112L102 111L101 112V110ZM116 111H115V110ZM120 109V110H119ZM122 109V110H121ZM191 109L192 111H189V110ZM221 109H222V111H221ZM233 109V108H232ZM111 110H113V112H110ZM159 110V111H158ZM182 110V111H181ZM189 112L188 114L190 115V117L188 116V114H187V111ZM122 112V113H124V112H126L127 111V114L128 115H126V113H124L123 115H119V113L118 112ZM130 111V113H128ZM172 111V112H171ZM215 111V114L213 113ZM221 113H220V112ZM236 111H237V109H236ZM99 112H101L102 113V115H100L99 114ZM120 112V113H121ZM158 112H160V117H159V120L161 121V118H162V121L161 122H159V123H157V122H155L156 121V114L158 113ZM169 112H171V113H169ZM186 112V113H185ZM195 112V110L192 112V113H194ZM228 112H230V111H228ZM227 112V113H228ZM121 113V114H122ZM166 113H167V117H166ZM173 113H174V115H173ZM202 113H204L203 111H202ZM208 113V114H209ZM254 114V112H251V114ZM119 115V117H121V119H119V120H121V122H119V120H118V122L119 123H121V131L119 130V128H120V124H119V126H115V125H117L116 123H118V122H116L115 123V125H114V123L112 122L113 121V119H114V117H115V115ZM205 114H207V113H205ZM221 114V115H220ZM109 115V117H107ZM226 115V116H225ZM99 118H98V117ZM106 116V117H105ZM113 118H112V117ZM188 116V117H187ZM207 116V115H206ZM243 116H245V118H243ZM103 117H105V118H103ZM196 117V118H195ZM239 117V118H238ZM108 118V119H107ZM111 120H110V119ZM130 118V119H129ZM228 118V119H227ZM244 119V120H241V119ZM247 118V119H246ZM106 119V120H105ZM123 119V120H122ZM177 119H178V121H177ZM216 119H218V118H216ZM241 120V121H239V120ZM245 119L247 120V121H245ZM109 120L111 121V125H112V123H113V126H109V124H108V127H107V124L105 125V122L106 123H108L109 122ZM158 120V121H159ZM196 120V121H195ZM200 120V121H199ZM253 120V121H252ZM95 123H94V122ZM117 121V120H116ZM122 121H125L124 123L122 122ZM128 121V122H127ZM237 121V122H236ZM249 121V122H248ZM127 122V123H126ZM151 122V123H150ZM209 122L211 123V125H213L212 127L211 126H209L210 124H209ZM235 122V123H234ZM256 122V123H255ZM94 123V124H93ZM123 123V124H122ZM157 123V124H156ZM258 123V124H257ZM53 125H55L54 124V122H48V123H46V124H44L43 126L42 125H35V127L33 126L32 128L30 127V129L28 128V129H26L25 131H22V130H19V131H16L15 130V132L16 133H14V135H13V137L11 138L10 137V139H8V141H7V143L6 144H4L5 145V147H3V149H4V155H3V157L0 155V205H2V204H4L3 202H7V203H10V202H21V199H23L24 197H26L27 196V194L26 193H28L29 192V190L31 189V186H32V183L34 182V181H36L35 180V178L33 177L34 175V173L33 172H35V169L37 168V166L38 167H40V163L39 162H37V160H38V157L41 159H39L38 161H42V158H43V156H41L42 155V153L40 154V151L42 150V149H44L45 147H43L42 145H47L48 143H50L51 141H52V139H54V137L53 136H56V133H57V127H59V126H57L56 128H55V130L54 129H52V128H54V126ZM104 125V127H103V129L101 128L102 126ZM150 125V126H149ZM162 125V126H161ZM260 125V126H259ZM56 126V125H55ZM96 126V127H95ZM115 126V128H113ZM123 126V127H122ZM138 126V127H137ZM156 126V127H155ZM208 126V127H207ZM250 126H252V127H250ZM99 127V128H98ZM119 127V128H118ZM131 127V128H130ZM155 127V128H154ZM161 127V128H160ZM211 127V128H210ZM233 127V128H232ZM248 127H250V129L248 128ZM35 128V129H34ZM98 128V129H97ZM105 128H108L106 131H107V133H106V131H102V130H104ZM111 128H113L114 130L116 129V128H118V133L117 132H115V134L114 133H112V131H113V129H112V131H109V130H111ZM217 128V129H216ZM254 128V129H253ZM262 130H261V129ZM22 129V128H21ZM176 129V128H175ZM260 131H259V130ZM29 130V131H28ZM33 130V131H32ZM103 132H101V131ZM117 130V129H116ZM115 130V131H116ZM257 130V131H256ZM28 131V132H27ZM49 131V132H48ZM56 133H55V132ZM97 133H96V132ZM109 131V132H108ZM208 131H210V132H208ZM259 131V132H258ZM262 131V132H261ZM100 132V133H99ZM104 132L106 133V134H104ZM112 134H111V133ZM138 132V133H137ZM219 132V133H218ZM255 132V133H254ZM53 133V134H52ZM117 133V134H116ZM121 133V134H120ZM130 133V134H129ZM246 133V132H245ZM263 133V134H262ZM96 134V137L94 136ZM99 134V135H98ZM104 134V135H103ZM110 134H111V136H110ZM167 134V135H166ZM212 135V134H214V136H210V135ZM249 134V133H248ZM252 134V135H251ZM254 134V135H253ZM260 136H259V135ZM49 135H51V136H49ZM98 135V136H97ZM103 135V137H101V136ZM107 137H106V136ZM121 136V138L119 137V136ZM124 135V136H123ZM144 135V136H143ZM230 135V134H229ZM256 135V136H255ZM258 135V136H257ZM116 138H115V137ZM117 136H118V138H117ZM49 137H51V138H49ZM57 137V136H56ZM93 137H95V138H93ZM104 137H106V138H104ZM123 137V138H122ZM263 137V138H262ZM47 138H49V139H47ZM100 138H102L103 140H105V142L103 141H99L100 140ZM129 138V139H128ZM135 138V139H134ZM137 138V139H136ZM250 138V137H249ZM95 139V140H94ZM113 139H114V141H113ZM116 139V140H115ZM212 139V140H211ZM217 139H219V138H217ZM49 140V141H48ZM51 140V141H50ZM91 140V141H92ZM98 141V143L96 142L95 143V141ZM110 140V141H109ZM44 141H47V142H44ZM114 142V143H112L111 145H110V143L111 142ZM139 141V142H138ZM201 141V142H202ZM172 142V141H171ZM170 142V143H171ZM12 143H14V144H12ZM17 143V144H16ZM47 143V144H46ZM101 143H105V145H103V144H101ZM108 143H109V145H108ZM123 143V144H122ZM140 144V146H137L138 144ZM209 143V144H208ZM42 144V145H41ZM116 144V145H115ZM118 144V145H117ZM136 144V145H135ZM173 144H174V142H173ZM211 144V145H210ZM16 145V146H15ZM40 145V146H39ZM44 145V146H45ZM112 145H114V146H112ZM149 145H150V143H149ZM171 145H172V143H171ZM171 145H169L170 146V149L167 147L166 149H168L169 150V152L168 153H166L165 152V154H164V152L162 153V151L160 152L159 151V153L158 154H160V155H157V162H159V163H161L160 164V166H161V168H163L164 170H166L167 169V171H169V172H173V174H175V176H179L180 174H181V178L180 179H178V180H181L182 181V179H183V183H182V188L184 187V190H185V187H186V192L184 191L183 192V194L185 193V199L187 200H185L188 204H189V207L191 208V210L193 211V214L195 213V212H197L196 214L197 215H195L196 216V219L198 218V222H199V220H200V227L202 228V230H204V231H207V233H210V234H212L211 232H212V230L214 229V228H219V226H220V228L221 229H223L224 230V232H225V229H229V231L228 230H226V232L225 233H232V234H230L231 236H233L234 238H235V240L237 241V242H240L239 244L241 245V246H246V247H244V250H243V248H242V250H240L241 251V253L243 252H245V254L247 253H249L250 251V254L251 253H253V255H254V257L255 258H253L252 259V257H253V255L252 256H250L249 255V257H251V260H250V258H248V263L246 262L247 261V258H246V256H248V255H246L245 257H241L242 256V254H241V256H237V255H234V252L232 251H227V253H225L226 255H227V257H225V259L226 258H228V260H233V262L234 263H236V264H242L243 262H245L246 264H263L264 263V235H263V233L264 232H262V230H263V228H264V226L263 225H261V224H263V223H252V222H249L248 220L246 221L245 219L246 218H244L243 216H241L242 214L240 213V212H238L239 210H237L238 209V207L239 206H237L239 203H240V207H241V202H244V201H247V202H252V203H255V204H258V203H261V204H259V205H261V207L263 206L264 207V203H262L263 201H264V199L262 200V198L258 201L257 199L259 198L258 196V198L255 196V195H251V194H249V193H246L245 191V193L249 196V197H251L252 196V198H249V197H247V195L244 193V192H242V191H240L241 189H239V186L237 185V184H235V182L231 179V181L233 182L232 184H230L229 182H231L230 181V179H229V181H228V179H224V181H220V180H223V179H221V178H217V176L216 177H214V180L212 179L213 178V176L214 175H212V174H210V175H206L204 172H203V168L201 169V167L199 166V167H197L196 166V162H194L193 164H192V160H190V159H186L185 160V158L183 159H179V158H176V157H181V156H176L175 157V155H174V152H173V148H172V146ZM203 145H199V147H196V148H198V151H201L200 150V147L202 148L203 147V149H202V151H205L204 149H206ZM43 148H42V147ZM113 148H112V147ZM117 146V147H116ZM225 147L227 146V143H226V145H224ZM112 149H111V148ZM5 148L7 149L6 151H5ZM39 148H41V150L39 149ZM117 148V149H116ZM209 148H207V150L205 151V152H207L208 151V149ZM212 148V147H211ZM12 149H14V150H12ZM20 149H23L24 150V152L21 154V157H18V155H19V152H18V150H20ZM115 149V150H114ZM33 150V151H32ZM39 150V151H38ZM110 150H111V152H110ZM130 150V151H129ZM170 150H172V152L170 151ZM9 151V152H8ZM201 151V152H202ZM211 150L209 149V151L207 152V153H211L210 152ZM226 151H227V153H226ZM244 151V152H243ZM8 152V153H7ZM110 152V153H109ZM218 152V153H217ZM236 152V153H235ZM238 152V153H237ZM6 153V154H5ZM113 153V154H112ZM116 153V154H115ZM120 153V154H119ZM122 153V154H121ZM130 153V154H129ZM204 153V152H203ZM202 153V156L201 157H204L205 158V156H203V155H206V153L205 154H203ZM212 153V154H213ZM231 153V154H230ZM258 153V154H257ZM109 154V155H108ZM162 154V155H161ZM198 154H200V152L198 153ZM223 154V155H222ZM230 154V155H229ZM233 154V155H232ZM241 154V155H240ZM250 154V155H249ZM107 155V156H106ZM211 155V154H210ZM229 157H228V156ZM239 155H240V158H239ZM102 156H104V158L102 157ZM105 156H106V158H105ZM109 156H110V159H109ZM209 156V155H208ZM207 156V157H208ZM230 156H232V158L230 157ZM244 156V158H242ZM263 156V157H262ZM113 157V158H112ZM131 157V158H130ZM211 157H213L212 155H211ZM247 157V158H246ZM261 157V159H259ZM21 158V159H20ZM119 158V159H118ZM122 160H121V159ZM218 158V159H217ZM219 158H222V159H219ZM241 158H242V160H241ZM7 159V160H6ZM9 159V160H8ZM37 159V160H36ZM102 159V160H101ZM115 159H117V160H115ZM238 159V160H237ZM241 161H240V160ZM247 159V160H246ZM249 159H252V161H250ZM128 160H129V162H128ZM216 160V161H215ZM222 160H226V161H224V163H223V161ZM249 160V161H248ZM49 161H53V160H49ZM48 161V162H49ZM178 161V162H177ZM183 161H185L184 163H183ZM187 161V162H186ZM236 161V163H234V162ZM120 162H124L125 164H120ZM127 162V163H126ZM226 162V163H225ZM237 162H238V164H237ZM247 162V163H246ZM6 163V164H5ZM37 163L39 164V165H37ZM116 163V164H117ZM172 163V164H171ZM191 163V164H190ZM222 163V164H221ZM126 164H127V166H126ZM174 164H175V166H174ZM248 164V165H247ZM47 165V167H51V166H54L55 165V163H48V164H46ZM46 165H44V166H46ZM123 165L125 166V168H123ZM187 165V166H186ZM191 165V166H190ZM199 165V164H198ZM247 165V166H246ZM151 166H152V164H151ZM150 166V167H151ZM164 166H165V168H164ZM167 166H168V168H167ZM172 166V167H171ZM225 166H226V170L228 171H226L224 168H225ZM248 166H250V167H248ZM178 167V168H177ZM191 167V168H190ZM195 167V168H194ZM197 167V168H196ZM238 167V168H237ZM244 167V168H243ZM13 168V169H12ZM152 168V167H151ZM150 168V169H151ZM175 168V169H174ZM230 168V171H231V169H232V172L233 173H231L232 175H229V169ZM263 168V169H262ZM169 169V170H168ZM237 169V170H236ZM253 169V170H252ZM3 170V171H2ZM37 170H39V168H37ZM36 170V171H37ZM185 170V171H184ZM33 171V172H32ZM182 171V172H181ZM201 171V172H200ZM241 171H242V173H241ZM243 171H245V172H243ZM178 172V173H177ZM184 172H186V173H184ZM239 174H241V175H239ZM33 173V174H32ZM125 173V174H124ZM221 173V172H220ZM256 173V174H255ZM5 174V175H4ZM29 174V175H28ZM186 174V175H185ZM203 174V175H202ZM3 175V176H2ZM31 175H33V176H31ZM149 175H152V174H149ZM183 175V176H182ZM189 175V176H188ZM154 176V175H153ZM161 176H164V174L162 175V173H161ZM193 176V177H192ZM205 176V177H204ZM208 178H207V177ZM247 176V178H245ZM251 176V177H250ZM33 177V178H32ZM180 177V176H179ZM178 177V178H179ZM189 177H191V178H189ZM235 177H233V179L235 178ZM197 178V179H196ZM215 178H216V180H215ZM241 178H243V177H241ZM241 178H238V179H241ZM121 179V180H120ZM146 179H148V178H146ZM185 179H186V181H185ZM194 179V180H193ZM246 179V180H245ZM143 180V179H142ZM218 180V181H217ZM227 180V181H226ZM243 180V179H242ZM6 181V182H5ZM119 181H120V183H122L121 185V187L119 188V186H120V183H119ZM121 181H123V182H121ZM197 181H199V182H197ZM202 181V182H201ZM214 181V182H213ZM220 181V182H219ZM226 181V183L225 184H228V185H226L225 186V184H223L224 182ZM31 182V183H30ZM218 182V183H217ZM238 182H240V180L238 181ZM242 182V181H241ZM123 183H126V184H124L123 185ZM222 183V185L220 186V184ZM235 184V185H234ZM115 185H119V186H117V187H115ZM225 186L224 188H222V186ZM234 185V186H233ZM232 186V187H231ZM237 188H236V187ZM8 187V188H7ZM112 187L114 188V189H112ZM219 187V188H218ZM234 187V189H232ZM209 188V190L207 191V189ZM227 188V189H226ZM116 189V190H115ZM121 189V191H123V192H121V191H119ZM124 189V188H123ZM237 190V189H239V190H237L236 192L234 191V190ZM111 190H114V191H111ZM217 190V191H216ZM224 190V191H223ZM207 191V192H206ZM240 191V192H239ZM111 192V193H110ZM239 192V193H238ZM199 193V194H198ZM213 193V194H212ZM245 194V195H242V194ZM111 194V195H110ZM122 194V195H121ZM124 194V195H123ZM193 194V195H192ZM215 194V195H214ZM234 194V195H233ZM108 195H110L109 197L111 198H109V197H107V199H106V196H108ZM190 195V196H189ZM197 195H199L198 197H197ZM226 195V196H225ZM229 195V196H228ZM121 196V197H120ZM124 196V197H123ZM236 197V199H235V197ZM237 196L239 197H241L242 199H239L238 198V200H237ZM115 197V198H114ZM196 197V198H195ZM202 197V198H201ZM203 197H205V198H203ZM218 197V198H217ZM255 197L257 198V199H255ZM192 198V199H191ZM193 198H194V200H193ZM212 198V199H211ZM216 198V199H215ZM221 198V199H220ZM244 198V199H243ZM109 199V200H108ZM122 199V200H121ZM126 199V200H125ZM196 199V200H195ZM220 199V200H219ZM223 199V200H222ZM250 200V201H248V200ZM252 199V200H251ZM3 202H2V201ZM101 200H102V203H100L101 202ZM118 200H117V202H118ZM123 200H124V202H123ZM206 202V204H204V201ZM214 200V201H213ZM231 200H233V202L231 201ZM240 200H242V201H240ZM244 200V201H243ZM253 200H254V202H253ZM261 200H262V202H261ZM109 201V202H108ZM199 201V202H198ZM227 201H229V202H227ZM231 201V202H230ZM239 201V202H238ZM116 202V201H115ZM192 202H197L196 204L195 203H192ZM219 202V203H218ZM224 202V203H223ZM237 202H238V204H237ZM212 204L211 206H210V204ZM233 203L237 206H235V205H233ZM201 204H202V206H201ZM220 204V205H219ZM223 204V205H222ZM192 205H198L201 209H198L196 206L194 207V206H192ZM215 205V206H214ZM231 205V206H230ZM101 206V207H100ZM222 206H224V207H222ZM1 207V206H0ZM192 207H194V208H196V209H192ZM209 207V208H208ZM212 207V208H211ZM262 207V208H263ZM98 208V209H97ZM99 208H102V209H99ZM216 208V212L218 213V210L221 212V214L222 213H224V214H222L223 216H221L222 218H220V216H214V212H215V210H213V209H215ZM217 208H219V209H217ZM5 209V208H4ZM209 209H211V212L212 211H214L213 213H212V215H211V212H210V210ZM220 209H222L223 210V212H222V210H220ZM236 209V210H235ZM104 210H105V212L106 213H104ZM202 210V211H201ZM229 212H228V211ZM264 210V209H263ZM21 210H15V211H13V210H2L1 211V209H0V226H1V228H2V230H7L6 232H2V231H0V249H2V247L3 246H5L6 244L8 245V244H12V245H16L17 243H15L16 242V238H14L13 237V239L11 240H9V238H8V236H7V232L10 230V231H17L18 229L19 230H21L20 228H21V223H22V221H25V219H27L26 217H27V211L26 210H23V211H21ZM228 213H227V212ZM234 211V212H233ZM98 212H99V214L101 215H99L98 214ZM118 212H119V209H118ZM203 212V213H202ZM216 212H215V215H218V214H220V212L218 213V214H216ZM263 213H264V211H262ZM102 213H104L103 215H102ZM116 215H115V214ZM200 213V214H199ZM209 215H208V214ZM262 213V214H263ZM114 214V216H111V215H113ZM119 214V213H118ZM199 214V215H198ZM220 214V215H221ZM261 215V214H260ZM264 215V214H263ZM103 216V217H102ZM197 216H200V218L199 217H197ZM209 216V217H208ZM211 216H212V218H211ZM225 216V217H224ZM230 216H232V217H230ZM2 217V218H1ZM96 218V220H95V218ZM101 217V219H99ZM117 217V216H116ZM217 217H219V218H217ZM262 217V219L264 220V218H263V216H261ZM260 216H259V218H261ZM114 219V221L113 220H110V219ZM236 218H237V220H236ZM99 219V220H98ZM107 219H108V221L109 222H107ZM210 219V220H209ZM218 219V220H217ZM224 220V222H226V223H223V221L222 220ZM232 219V220H231ZM235 219V220H234ZM243 219V220H242ZM98 220V221H97ZM213 220V221H212ZM216 220V221H215ZM233 220H234V222H233ZM97 221V222H96ZM206 221H209V222H207L206 223ZM211 221V222H210ZM236 221V222H235ZM242 221H244V222H242ZM93 222H94V224H93ZM109 223V225L108 226H106L107 225V223ZM111 222V223H110ZM231 222V223H230ZM233 222V223H232ZM246 222V223H245ZM264 222V221H263ZM210 223V224H209ZM237 223V224H236ZM247 224L248 226H247V229H245L246 228V225H245V227L243 226V225H240V224ZM20 224V225H19ZM106 224V225H105ZM231 224V225H230ZM254 225V226H251V225ZM214 225V226H213ZM216 226V227H215ZM249 226H251V227H253V228H250V229H248L249 228ZM257 226V227H256ZM97 227V228H96ZM99 227V228H98ZM211 227V228H210ZM214 227V228H213ZM256 227V228H255ZM259 227V229H257ZM103 228V229H102ZM106 228V229H105ZM255 228V229H254ZM97 229V230H96ZM103 231L104 229H105V231H103V232H100L101 230ZM209 229V230H208ZM212 229V230H211ZM252 229H253V232H252ZM94 230H95V232H94ZM100 230V231H99ZM247 230H249V234H248V231ZM97 231H99L98 233H100L99 235H98V233H97ZM251 231V232H250ZM264 231V230H263ZM97 233V234H96ZM252 233V234H251ZM254 233H255V235H254ZM261 234V235H260ZM96 235V236H95ZM98 235V236H97ZM255 236V238H253L254 236ZM253 236V237H252ZM257 237H260V238H257ZM261 239V240H260ZM262 239H263V241H262ZM239 240V241H238ZM253 240V241H252ZM256 240H257V243H256ZM260 241V243H258ZM18 242V241H17ZM255 242V243H254ZM263 242V243H262ZM13 243H15V244H13ZM20 243H18L17 244V246H15L16 247V249H14L13 248V246L11 247L10 246V248H13V250L11 249V251L15 254V255H17V257H19V256H21L20 255V253L19 254H16L17 253V250H18V252H20V250H19V245ZM3 245V246H2ZM248 247V248H247ZM18 248V249H17ZM233 248V247H232ZM246 248V249H245ZM250 251H249V250ZM239 250V249H238ZM249 251V252H246V251ZM171 252H172V249L170 250ZM239 251V252H240ZM107 252H108V254L107 255H110V250L108 251V249H107ZM231 253V254H229V253ZM223 253V252H222ZM236 253V254H237ZM176 254V255H179V256H181V253H178L177 251L175 252L174 250H173V252H172V256H174V255ZM230 256H229V255ZM244 254V255H245ZM98 255H99V253H98ZM225 256V255H224ZM182 257L183 258H185V259H187L186 261H188V262H185V261H182V262H178V263H180V264H187V263H189V264H191V263H193V261L194 262H196V263H193V264H197L198 262H200L199 260H200V258L198 259V257H196V256H192V255H189V254H186V255H184V253L182 254ZM230 257V258H229ZM236 257V258H235ZM237 257L239 258L240 257V259H242L243 260V262L241 263V262H239V261H241V260H239V259H237ZM259 259H258V258ZM194 258V259H193ZM246 259V261H244L245 259ZM192 259V260H191ZM237 259V260H236ZM196 260V261H195ZM227 260V259H226ZM261 260H263L262 262H261ZM191 261V262H190ZM18 263H21V261H20V259L17 261ZM95 262H96V264H98V261L97 260H95ZM185 262V263H184ZM178 263H176V264H178ZM245 263H243V264H245ZM0 264H8L7 263V259H5L2 255H0Z\"/></svg>", "mask_w": 264, "mask_h": 264}]
</instances>
